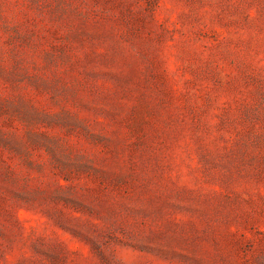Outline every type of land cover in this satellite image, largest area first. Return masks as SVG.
I'll return each instance as SVG.
<instances>
[{"label":"rangeland","instance_id":"rangeland-1","mask_svg":"<svg viewBox=\"0 0 264 264\" xmlns=\"http://www.w3.org/2000/svg\"><path fill=\"white\" fill-rule=\"evenodd\" d=\"M0 264H264V0H0Z\"/></svg>","mask_w":264,"mask_h":264}]
</instances>
